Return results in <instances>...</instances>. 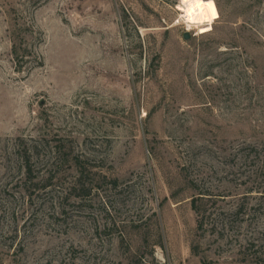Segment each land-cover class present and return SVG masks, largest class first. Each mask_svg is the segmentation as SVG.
<instances>
[{"label": "rangeland", "instance_id": "obj_1", "mask_svg": "<svg viewBox=\"0 0 264 264\" xmlns=\"http://www.w3.org/2000/svg\"><path fill=\"white\" fill-rule=\"evenodd\" d=\"M0 264H264V0H0Z\"/></svg>", "mask_w": 264, "mask_h": 264}, {"label": "trees", "instance_id": "obj_2", "mask_svg": "<svg viewBox=\"0 0 264 264\" xmlns=\"http://www.w3.org/2000/svg\"><path fill=\"white\" fill-rule=\"evenodd\" d=\"M13 53H14L15 58H18L20 55L16 44H14L13 46Z\"/></svg>", "mask_w": 264, "mask_h": 264}, {"label": "water", "instance_id": "obj_3", "mask_svg": "<svg viewBox=\"0 0 264 264\" xmlns=\"http://www.w3.org/2000/svg\"><path fill=\"white\" fill-rule=\"evenodd\" d=\"M185 38H189V37H188V33L185 34Z\"/></svg>", "mask_w": 264, "mask_h": 264}]
</instances>
